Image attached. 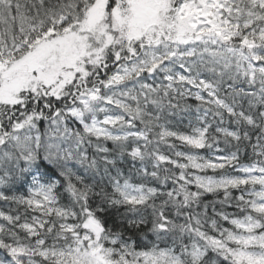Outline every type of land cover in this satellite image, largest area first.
I'll return each mask as SVG.
<instances>
[{
  "label": "snow or ice",
  "instance_id": "1",
  "mask_svg": "<svg viewBox=\"0 0 264 264\" xmlns=\"http://www.w3.org/2000/svg\"><path fill=\"white\" fill-rule=\"evenodd\" d=\"M0 264H264V0H0Z\"/></svg>",
  "mask_w": 264,
  "mask_h": 264
}]
</instances>
